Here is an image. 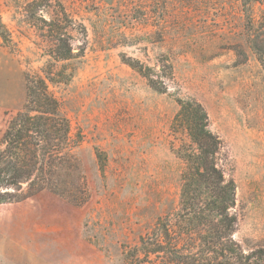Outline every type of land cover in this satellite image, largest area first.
Instances as JSON below:
<instances>
[{
    "label": "rangeland",
    "instance_id": "rangeland-1",
    "mask_svg": "<svg viewBox=\"0 0 264 264\" xmlns=\"http://www.w3.org/2000/svg\"><path fill=\"white\" fill-rule=\"evenodd\" d=\"M124 1L95 0L97 9H87L89 0L66 1L88 30L87 47L67 64L75 71L71 82L54 91L75 138H82L73 153L86 201L43 193L0 206V264H126L124 249L179 207L183 163L172 151L179 137L171 133L178 98L201 103L227 146L237 185L236 239L264 245V67L245 48L241 4L196 0L187 9V0H170L168 12L153 5L154 19L168 18L160 30L126 28L117 8ZM26 15L16 0H0V135L9 115L25 105V74L40 73L52 47ZM73 36L77 52L82 37ZM236 45L248 56L236 53ZM123 55L150 67L168 57L170 92L153 91Z\"/></svg>",
    "mask_w": 264,
    "mask_h": 264
},
{
    "label": "trees",
    "instance_id": "trees-1",
    "mask_svg": "<svg viewBox=\"0 0 264 264\" xmlns=\"http://www.w3.org/2000/svg\"><path fill=\"white\" fill-rule=\"evenodd\" d=\"M16 1L24 7L27 21L42 31V37L52 47L40 73L25 74V105L9 115L0 135V206L18 205L43 193L84 204L86 181L73 153L82 138H75L54 89L71 82L75 71L70 72L67 64L83 57L88 30L72 17L67 0ZM195 1L187 0L184 4L191 9ZM237 1L245 15V48L264 67V0ZM170 3V0H127L117 8H123V16L119 18H123L126 28L157 24L163 30L167 16L154 19L151 9L158 5L168 12ZM255 6L260 8L257 17ZM86 7L97 9L95 0H89ZM73 33L82 37L77 52ZM246 49L234 46L242 56H248ZM122 61L156 93L170 92L174 68L168 57L158 60L154 67L126 55ZM177 104L180 110L172 122L171 133L179 137L180 144L173 146L172 151L183 163L179 207L160 218L136 246L124 249L126 264H264V245L246 246L236 239L237 185L224 140L212 131L209 114L201 103L178 98ZM96 155L101 163L100 153ZM104 168L102 164L101 170Z\"/></svg>",
    "mask_w": 264,
    "mask_h": 264
}]
</instances>
